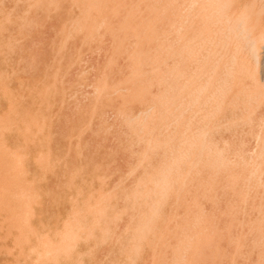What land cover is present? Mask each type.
Wrapping results in <instances>:
<instances>
[{"label":"rangeland","instance_id":"1","mask_svg":"<svg viewBox=\"0 0 264 264\" xmlns=\"http://www.w3.org/2000/svg\"><path fill=\"white\" fill-rule=\"evenodd\" d=\"M84 1L75 0L73 2V0H0V190L10 188V190H12L11 193H14V191L16 193L18 191L16 194L24 196L26 194L28 196L51 195L50 197L48 196L44 198L42 203V210L37 209L34 213L35 218L40 219L42 217V213L50 218L53 216L54 211H60L63 202V195L65 193V190L69 187L68 185H66V183H68L69 180H72L73 175L72 178L70 175L73 172H76L79 169L82 172L81 174L79 170L78 172H80V176L79 174L77 176L75 175L76 177L74 176L75 178L79 179L77 182V184H79L78 186L84 187L85 185L83 184L90 182L88 186L90 187L91 185L90 188H94L92 191L90 190L94 197L91 193L90 195L88 194V196H83L85 202H93L94 205L91 206V208H87L92 210L93 215L90 216V219L86 223L87 225L85 224V226H83L84 228L80 226L79 229L75 230L76 233H74V235L68 237L67 239L65 236V233L68 232L67 229L45 232V234L47 235H44L43 238H46L47 245L51 244L52 246H56L58 243L60 244L61 242H63L67 245L65 248L53 252L55 250V248L53 247H33L31 250L29 249L28 252L27 247L24 248V246H22L19 249H15V251L9 255V253H6L5 248L3 247V245L7 243L8 237L6 238L5 236H8V234H6L8 232L5 230H0V239L2 238L3 240L4 237L6 238V241L5 239L4 242L0 241V264H13L14 260L16 264L19 261L20 263L18 264H76L79 262L77 261V258L79 260L83 253L84 255L91 253V257H89V255H86L87 257L83 255L81 257L82 259L80 258L79 264H245V262L247 264H264V60L263 57H261L263 53V45L260 44L261 49L259 50V53H261L259 55L261 58L259 65H255L252 58H250L249 60L251 64L249 68L251 69V71L256 70L257 72L260 81L259 86L256 87V85L252 84L248 76L244 75V70L243 73L240 72L237 73V75L235 74L237 76L236 79L231 76L230 78L226 77L224 78L226 79V82L222 81L221 83L222 78L217 79L215 76H213V78L209 80L208 77L211 74L210 72H212L213 70L212 67L210 69L212 71L209 70L210 63H208V61H206L204 67L200 69V65H196L197 62H195L196 60L193 59L192 53L190 56L187 52V55L189 56L188 58V56L185 54L186 51L180 50L182 52H179L176 46L173 45L174 47H172V43L174 44V41L172 38L173 34L171 36L172 26H169L171 25V21H169V18L171 16H169V14H171V6L169 4L170 0H154V2L152 0V2H150L152 4H148V0V2L145 1L144 4L142 3L144 2V0L140 1L141 4L139 0L138 2L137 0H131L133 4H140L135 7L133 5L134 8L131 7L132 2L130 3V0H118L120 1L119 3L126 2L125 4L121 5H125V8L124 6L121 8L120 5L118 7L117 3H114V5H112L113 3H111L110 5L109 2H107V6L105 5V7H103V10L105 8L107 9L105 10V12L98 11L100 9V3H98L97 1L99 0H95L98 3L99 9H94L92 7V5L95 4V1L93 2V0H87V3ZM110 2H114V0H110ZM250 2L252 5H254V9L248 11H250L251 13L260 12V10L262 9V4H264L263 0H250ZM104 3L106 2L104 1L101 4L104 5ZM96 5L93 6L95 7ZM115 5L117 8L112 7ZM127 5L129 6V9H132V11L134 9L135 11L139 12V14L140 12H144L146 9H148L150 5L151 8L154 7V10L148 9L149 11L153 10L154 13H152L153 11H151L150 14L148 10L145 11L146 14L148 12V16L150 17H146L145 12L142 13L143 17L146 18V20H150V22H148L143 19V23L145 25L136 20L139 14L137 13L138 16L136 14V16L134 17L133 12L135 11L129 12L130 14H133V17H130V19L133 18L130 20L132 22H129V20L128 24L124 22L126 24L125 28H127V26L129 29L133 27V29L131 30L132 32H134V24H138V26L142 25L140 27L141 30L142 28L144 29L147 22V26H150V24L153 23L151 22L153 20L154 23L152 25H154V31L152 29V25L150 27L154 34L152 31L149 32L153 36H151V38H154L152 39L153 41H151L150 39L151 43H148L146 45V43L144 42L145 40L142 38L144 36L148 39V36L151 35L148 34L147 31V29L150 30L149 26L148 28L147 26L145 27L148 34V36H146V32L142 29L141 33H143L142 31H144V34H141L140 30H138L139 27L137 29L136 25L135 30H137L136 32L139 31V33H136L138 34V37L136 39H133L135 33L129 32L128 28V31H125L126 29L123 28L125 24L121 19H124L126 17L125 13H127V16L129 14V10L126 7ZM248 5H250V3H248ZM136 7H138V10H136ZM145 7L147 8L144 9ZM113 8L116 12L117 18L115 17V14H113ZM110 9H112V13L109 12L111 11ZM117 9H120L119 12H117ZM89 11L90 13L94 11V13L90 14ZM122 11L124 12V14H122ZM117 13H121V15L119 16L117 15ZM141 15L138 20L142 18ZM151 17L152 19H150ZM127 18L125 19V21H127ZM252 18L255 19V16H253ZM140 21L142 22V19ZM108 22L110 23V25L108 24ZM92 24L94 25L93 28H91ZM122 24H124V26ZM108 25L109 27L112 25V27H110V29H105L104 26L108 27ZM238 25H240L239 22L237 23V25L235 24V29L238 28L236 29V32L240 30ZM164 26L166 29L164 28ZM120 27H122L123 30ZM169 29L171 33H169ZM124 32H126L125 34H128V36L126 37L128 39L124 38L126 36ZM129 34H133V36L131 35V37ZM139 38H141V40H144H142V43H145L143 45L147 46L144 47L145 50L142 48L143 46L141 45L142 43H140L141 40ZM123 39L126 40L124 41ZM238 39L240 41V45L242 44L241 50L239 51L240 54H238L243 55V53L245 54V52L244 50H242V46H244L245 41L243 42V40L245 39L243 38V35L239 34ZM136 41H138L139 45L136 48L138 49L141 47L142 49H136L135 54V52L132 50L135 48L134 45L137 44ZM143 50L145 54L148 53V57H146V55L144 56L143 52V54L141 52L139 54V51ZM126 51H128V53L130 52V54L127 53L126 55H124ZM133 52V55L135 56H130ZM175 53L180 55V59L178 55L176 59L179 60V63L182 61L184 66L182 65V63L181 65L179 63L175 64L174 61L178 62V60H174L176 57ZM137 54H139L138 56L142 54V56L146 58L142 59V56L137 58ZM150 56L151 58L149 59ZM181 56L186 58L181 60ZM171 57H173V59ZM131 58H133V61L131 60ZM135 58H137L138 61ZM127 59L131 60L133 63H130ZM191 59H193L194 62ZM134 60L136 61L134 62ZM141 60L143 61L141 62ZM144 60H146V62ZM226 60L227 59H224L217 68H223L224 62ZM147 63L150 64V66H148L150 69L146 67L148 65ZM191 63H194L195 65L193 64L194 66L192 67ZM143 64L145 65V68L143 67ZM190 64L191 67L189 68ZM253 64L255 65L254 67ZM152 65H155L153 67V70ZM177 65L178 67H176ZM186 65L188 70L186 68ZM195 66L197 67L195 68ZM170 67H172V69ZM192 68H195L196 70L194 69L195 71L192 72ZM130 69L136 70L134 71L135 78L132 76L134 73L130 72ZM173 69H175L174 73L172 71ZM145 70L147 71L146 75L144 74ZM181 70L192 72V74L191 72L189 73V79H187L188 77L186 76V72H182ZM218 71H220V69H217V73H219ZM207 72H209V74ZM130 73L131 75L127 77L126 75H129ZM179 74L183 78V80L181 79L180 82L178 80L180 79V77H177L180 76ZM204 74L205 77H203ZM144 78H147L148 81ZM205 78L208 79L206 80ZM231 78L233 79L231 80ZM142 79L145 82L147 81L150 84L152 82V84L154 83L155 85L152 86L153 90L150 88L152 84L148 86L152 90H150V92L153 93L151 94L152 96L150 95L149 99H146L149 97V95H147L148 97L145 96L146 98L144 97V93H149V90L145 89V86L146 88H148L147 85L149 84H144V81ZM208 80L209 82L206 83ZM183 81L186 83H183ZM136 82L138 83V86L141 85L140 89H136ZM204 84L207 85H205V87L202 89ZM174 86H176V89L174 88ZM179 86L180 88L183 87L180 91L177 90ZM142 89L145 90L142 91L143 94L139 92ZM199 89H202V91L205 92H200ZM134 90L138 91V95H136V92V94L133 92ZM217 90L221 96L218 95ZM176 92H181L180 97L178 95L179 93L177 94ZM103 93L105 95H103ZM126 93L129 96L131 95L130 93H132L133 95L131 96L133 98L131 97V100H129ZM198 93L200 94L198 95ZM175 94L177 95L173 100V96H175ZM139 95H143L144 97V99L141 100L143 101V104L141 103V105H138L139 102H141L138 100L143 97ZM125 96L127 99L125 98ZM186 96L187 98H183ZM214 96H217L218 100ZM222 96L223 98H221ZM137 97L139 99L134 101L135 99H137ZM194 97H196L195 100L197 99V101H195L196 103L193 102ZM108 98L112 103L108 100ZM181 98L182 100H185L182 101ZM190 98L193 104L195 103L193 107H190L192 106L190 103ZM132 99L134 103L132 102ZM150 99L152 101H155V103L152 105L148 104L149 102H152L150 101ZM125 100H127L126 103L128 105L124 102ZM144 100L145 102L148 100L145 106ZM129 101L131 102V105H129ZM207 102L209 104H207ZM220 102L221 104H218ZM124 103L126 104V106ZM178 103L181 104H179V107L176 108V105L178 106ZM186 103L188 104V106H186ZM199 106L201 107L199 108ZM215 106L218 109L214 110ZM120 107L122 108V110ZM150 107L154 109H150ZM174 107L178 109V111L174 110ZM202 107L204 108L203 110ZM124 108H126L125 111L123 110ZM189 108L191 112L188 111ZM184 110L186 111L185 114L183 113L185 112ZM144 111H148V113H143L142 115V112ZM211 111H214V114L216 115H214ZM138 112H141L140 114L142 116L138 115ZM195 113L196 115L194 116ZM137 116L139 118H146L147 120L150 117L152 121H144L143 118L139 120ZM178 116L180 117L179 119ZM175 117L177 118L176 121L174 120ZM138 121L141 125L138 124ZM173 121H175L176 125ZM146 122L149 124H147ZM136 123L140 127L138 125H135ZM142 123L143 126L145 125L146 127L144 126V128H142ZM169 124L170 126L168 127ZM140 128H142L141 134H143V137H141L140 135ZM133 131H137L139 135L137 134V132H135L134 134ZM147 131L151 132L148 133ZM148 134L149 136H147ZM161 134L164 136H162L163 138L161 137ZM137 135L138 137H136ZM76 136H78L79 138ZM166 137H168L169 141ZM136 138H138L139 140H137ZM146 139H149L148 142H146ZM152 139L155 140L154 142H152L153 144L150 145ZM156 139L159 141H157ZM161 140L168 141L169 144L165 141L163 143ZM141 141H144V143H142ZM158 142L162 144V147H160L161 145ZM222 142H225L226 144H223ZM149 145L153 148L150 149L151 147ZM164 145L165 148L163 147ZM148 149L150 151H152L153 149L155 150V152L158 151L156 153L152 151L151 157L153 159L151 160H149L151 158L149 156L151 152L148 153ZM159 149H164L166 151L162 150V152ZM140 150L142 152V155L140 154ZM138 152L140 157H138ZM161 153H163L162 156ZM158 155L159 157H157ZM145 156H148V158H146ZM163 156L165 157L162 158ZM169 158H171V160H168ZM138 159L139 161H136ZM162 159L164 161L166 160V162L164 163ZM135 161L137 162V164L139 162L140 163L137 165L135 164ZM145 161L146 163H144ZM159 161H161L160 165ZM170 161H172V163ZM169 164L171 165V168L169 167ZM97 165H99V167ZM181 166L183 167L181 168ZM81 167L83 168L81 169ZM94 168L98 170H95ZM142 168L144 170H142ZM153 168L155 170V173ZM178 168L180 171L178 170ZM165 169L167 171L172 169V172L167 173V171L165 172ZM174 169L175 171H173ZM181 169H183L184 171L187 170L185 171L186 175ZM192 169L194 170V172ZM237 169L238 171H236ZM259 169H261L262 172ZM151 172L154 173L155 176L154 174H150ZM175 172H178V177L175 176ZM180 172L182 174L181 177ZM170 173L172 174V176ZM245 173L248 175H246ZM144 174H147V177ZM203 174L204 178L202 176ZM237 174H240V176H238ZM158 175L160 179H158L157 181H161L163 180V178H165L162 182V185L161 182L160 184L156 183V178H158ZM166 175H168L169 177ZM124 176L126 177L124 178ZM97 177L104 178L106 181L101 184L103 181L98 178V182ZM138 177H141L142 179L146 178L147 180L143 179L144 181H142V179H139ZM150 177H153L154 179ZM175 177L177 179H175ZM196 177L198 179H196ZM202 178L205 180H203ZM138 179L139 181L141 180V183L139 181L137 182ZM174 179L176 180L175 183L173 182L175 181ZM151 181H154V183H152ZM170 181L172 183V186ZM119 182L122 185H120ZM243 182L245 186H243ZM155 183L156 186L154 185ZM163 183H165L168 188H163L165 187V184ZM173 184L177 185V187H175V185L173 186ZM227 184H229V186ZM65 185L67 188H65ZM105 185H107L108 187H105ZM137 185H139V187L136 189ZM160 185L163 189L166 190L164 191L163 189H160ZM116 187L118 189H116ZM242 187H244L245 189H242ZM139 188L141 189V191ZM102 189L104 192L102 191ZM115 189L117 193L114 192ZM133 189L137 190H135L136 194L138 193L142 196V202L143 205H145V209H147V203L149 204L147 206V214H145V210L140 201L141 196L138 195L137 199L136 194L134 195L133 193ZM223 189L225 190V192ZM252 189H254V191ZM257 189H259V191ZM161 190L167 192L168 194L163 193ZM221 191L224 194L220 193ZM227 191L228 193H226ZM231 191L232 194L230 193ZM156 192L159 193V195L160 193L165 194V196H168V198H164L163 195V200H166L163 201L162 199H160L161 201L159 202L157 198H159L160 196H157ZM170 192L171 195H169ZM190 192H193V195ZM154 194L157 198L154 196ZM234 194L237 197L234 196ZM132 195L134 196L133 200L135 202L132 200ZM225 195L227 197L223 198ZM259 195L261 198L259 197ZM127 196H129V198H127ZM187 196H189L191 199L189 200V197ZM143 198L145 200H148L145 201ZM154 198L156 199V201L151 200V202H149L150 199ZM202 198L205 199L202 200ZM185 199L187 201H185ZM80 200H75L74 202H72L70 209L71 212L76 213L79 212V210L86 211V208H82V210L81 207L77 208L78 202H80ZM105 200L107 204L105 203ZM217 200L219 201L217 202ZM152 201L154 204L152 203ZM251 201L254 203H252ZM108 202H110L109 205ZM139 203H141L142 208L140 206H133L134 208L131 209L132 204L140 205ZM227 203L231 205L229 206ZM233 203L235 204L233 205ZM74 205L75 207H73ZM106 205H108V209ZM154 205L157 208H154V212H151L153 211L152 208L155 207ZM135 207H137V209H135ZM139 207L140 212L142 213L139 212ZM112 208L114 210H111ZM122 208L127 212H125ZM228 208L230 209V211ZM242 208H244L245 210H242ZM103 209L105 210L103 211ZM134 209L136 211H134ZM177 209L179 212L177 211ZM194 209L197 211H195ZM119 210H123V213L125 214H123L122 212L118 214L117 212H119ZM105 211H107V214L105 213ZM111 211H113V213ZM156 211L158 213L157 217ZM210 211L212 214L210 213ZM231 211H233V216L231 215ZM102 212L106 214L107 221L113 220L116 214H118L117 216H119L120 214L121 215L120 217H117V221L116 219L113 220V223L115 222L113 226V224H110L112 223L111 221H109V223L107 221L106 223H103L102 220L105 218V214H102ZM198 212L200 215H198ZM97 213H99L100 216L97 215ZM114 213L115 215L113 217L112 215ZM140 214L144 219L140 216ZM144 214L147 216L144 217ZM181 214H183V217ZM187 214H189L190 216ZM136 215L137 217H135ZM151 215H153L154 218H152L153 216L151 217ZM102 216H104L103 219L101 218ZM138 216L142 218V221H140V218H138ZM175 216L178 217L179 220L178 218L176 219ZM214 216L215 219H213ZM99 217L100 220L102 219L101 223L103 224V226L101 225L100 220H98ZM188 217L191 219V221L190 219H188ZM249 217L250 219H248ZM91 218L93 222H91ZM131 218H134V220H131ZM137 219H139V221ZM153 219H155L154 222ZM148 220L150 222L152 221L154 224H150ZM229 220L232 221L230 222ZM139 222L142 224V226L138 225L140 224ZM146 222L149 224H145ZM107 223L109 226H107V229L109 228V232L107 230H101L99 227L101 225V228L104 227L105 229ZM128 223H130V225ZM88 224L91 225L88 226ZM125 224L127 225V227ZM143 224L146 225L144 226V229H152V231L150 232H147L146 229V233L145 231H143V233L141 232L144 238L148 237V240L147 238L143 239L144 242L140 239L142 238V236L138 234V232L143 229ZM216 224H218L219 226H217ZM230 224H232L233 227ZM223 226L225 228H223ZM134 229L136 230L135 232L132 231ZM213 229H216V231H214ZM92 230L94 231V233ZM173 230L174 232H176L174 233ZM254 230L256 231L254 232ZM123 231L127 232L123 233ZM188 231L189 233H187ZM52 232L53 234H51ZM104 232H108L109 234H105ZM101 233H103L102 239ZM147 233L151 234L148 235ZM49 234H51V236ZM104 234L106 235V237ZM134 234L137 237H135L133 241H130V239H133V236H135ZM81 235L83 236L80 237ZM94 235L95 237H97V240L95 241L92 239L94 238ZM37 236H39L37 232H28L24 237L25 239H27L24 245L28 243L30 244V242L34 243L33 239H37ZM215 236L218 237L215 238ZM227 237L230 238L227 239ZM84 240L90 241H87L88 243H85ZM100 240L104 241H102L101 243ZM137 240L139 243H142V246L140 244H137L139 245V247L136 245V243H138ZM243 241L245 243H243ZM131 242H134L133 245H131ZM91 246L93 247L91 248ZM131 246L136 248V256L134 254L135 250L132 249ZM136 246L139 248V250H143L139 251ZM93 249L94 251L92 252ZM40 250L44 253V256L38 255L37 252ZM89 250L90 253L88 252ZM132 250L134 251V253ZM204 251L207 252L204 253ZM73 252H78V254L73 255ZM130 252L134 254V258H132L133 254L131 257ZM125 253L128 254L126 255V257ZM241 253H243L244 255ZM17 254L18 256H20L21 254L20 257L22 258L23 256V259H26V263L23 259H20ZM28 254H32V256H28ZM34 254H36V258L35 256H33ZM24 255H26L27 257H25ZM224 255H227L228 257ZM13 256L18 258L19 261ZM28 257L31 258L28 259ZM59 258L64 262H61ZM154 259L156 262L154 261ZM206 259H208L210 262H207ZM30 260L32 262H30Z\"/></svg>","mask_w":264,"mask_h":264},{"label":"bare ground","instance_id":"2","mask_svg":"<svg viewBox=\"0 0 264 264\" xmlns=\"http://www.w3.org/2000/svg\"><path fill=\"white\" fill-rule=\"evenodd\" d=\"M75 0H73V2H74ZM84 1V0H83ZM87 1V0H86ZM86 1H84V2H86ZM88 1H90V0H88ZM95 0H93V2H94ZM99 1H101V0H99ZM99 1H97L98 3H102V2H106V3H104V5L103 4H99V6H100V9H101V11H100V9H99V7H98V3L95 1V4H93V3H91V4H93V5H96L95 7L92 5V7L94 8V9H99L98 11L99 12H102V11H104L105 12V10H107L106 8L103 10V7H105V5L107 4V2H109V4L111 5V3H113L112 5H114V3H117V5H118V7H119V5L121 6L122 4H125L126 2H122V3H119L120 1H115L114 0V2H110V0L109 1H107V0H102L101 2H99ZM113 1V0H112ZM133 1V0H132ZM131 0H130V3L132 2ZM140 1H143V0H139V2ZM145 1L146 2H148L149 1V3L148 4H152V3H150V2H152V0H144V2H142L143 4L145 3ZM249 1V2H248ZM252 1V0H251ZM137 2H138V0H137ZM153 2H154V0H153ZM169 2V1H168ZM171 2V3H170ZM170 2H169V4H170V6H171V8H170V12H171V14H169V16H170V18H171V20H170V18H169V21H171V25H169V26H172V33H171V31H170V29H169V33H171V36H172V34H173V36H172V38H173V41H174V44L172 43V47H174V46H176L177 48H178V51L179 52H182V51H186V55H187V52H188V54L191 56V53L193 54V59L194 60H196L195 62H197L196 63V65H200V69L201 68H203L204 67V64H205V62L206 61H208V63H210V68H209V70L211 69V67H212V70H210V71H212V72H210L211 74H210V76L208 77L209 78V80L210 79H212L213 78V76H215L217 79L218 78H222V80H221V83H222V81H224V82H226V79H224V78H226V77H228V78H230V76L231 77H234L235 79L237 78V73H240V72H242L243 73V70H244V75L246 76H248V78L251 80V82H252V84L253 85H256V87L257 86H259L260 85V81H259V78H258V75H257V72H256V70H253V71H251V69L249 68L250 67V58H252L253 60V63H255V65H259V62H260V58L261 57H263V60H264V4H262V9L260 10V12H250V11H248V10H251V9H254V5H252L251 4V2H250V0H170ZM87 3V2H86ZM119 3V4H118ZM156 3V2H155ZM248 3H250V5H248ZM254 3V2H253ZM263 3H264V0H263ZM140 4H141V2H140ZM139 3H137V4H133V2L131 3V7L132 8H134L135 6H137V5H140ZM154 4V3H153ZM129 5V4H128ZM126 6L127 8L129 7V6ZM133 5H134V7H133ZM146 5V4H145ZM107 6V5H106ZM124 6V8H125V5H123ZM123 6H121V8L123 7ZM147 6V5H146ZM91 7V8H92ZM112 7H116V5L115 6H112ZM139 7V6H138ZM138 7H136V10H138L137 8ZM153 7V6H152ZM158 7V6H157ZM92 8V9H93ZM117 8V7H116ZM123 8V9H124ZM140 8V7H139ZM147 7H145L144 9H146ZM154 8V7H153ZM153 8H151V5H150V7L148 8V9H153ZM156 8V7H155ZM91 9V10H92ZM144 9H143V11H144ZM148 9H146V10H148ZM260 9V8H259ZM90 10V11H91ZM111 11H109V12H111L112 13V9H110ZM113 10H114V8H113ZM118 10V11H117ZM116 11L117 12H119V10L120 9H117ZM128 13L129 12H133V11H135L134 9H133V11H132V9H129L128 8ZM145 10V11H146ZM154 10V9H153ZM153 10H151V11H153ZM258 10V9H257ZM256 10V11H257ZM90 11H89V13H90ZM97 11V10H96ZM96 11H95V14H96ZM140 11V10H139ZM144 11V12H145ZM149 11V10H148ZM151 11H149L150 12V14H151ZM98 12V13H99ZM127 12V11H126ZM144 12H140V14H139V12H137V11H135V12H133V14H134V17L136 16V14L138 13L139 14V16H138V14H137V21H139L141 24L144 22V20H146V18H144L143 17V14L142 13H144ZM88 13V14H89ZM92 14L94 13V11L93 12H91ZM90 13V14H91ZM152 13H154V11L152 12ZM100 14V13H99ZM110 14V13H109ZM113 14H115V17H116V12H115V10L113 11ZM122 14H124V12L122 11ZM130 14V13H129ZM129 14H128V16H127V13H125V15H126V17L124 18V19H121L122 21H123V23L124 22H126V24H128L129 22H132V21H130L131 19H133V18H131L130 19V17H133V14L131 13L130 14V16H129ZM142 14V15H141ZM145 14H146V12H145ZM156 14V13H155ZM247 14V15H246ZM117 15H121V13L120 14H118L117 13ZM132 15V16H131ZM140 15L142 16V22L140 21V20H138L139 18H140ZM149 14H148V12H147V14H146V17L148 16ZM154 15V14H153ZM105 16H106V14H105ZM250 16V17H249ZM253 16H255V19H253L252 17ZM96 17V16H95ZM129 19H128V18ZM148 17H150V16H148ZM154 17V16H153ZM113 18H114V16H113ZM117 18V17H116ZM127 18V21H125V19ZM167 18V17H166ZM112 19V18H111ZM144 19V20H143ZM150 19H152V17L150 18ZM161 19V18H160ZM128 20H129V22H128ZM164 20V19H163ZM92 21V20H91ZM111 21V20H110ZM121 21V22H122ZM137 21H135V22H137ZM146 21H148V22H150V20H146ZM148 22H147V24H148ZM151 22H153L154 23V21L152 20ZM239 22V24L240 25H238V27L240 28V30L239 31H237L236 32V29H238V28H236L235 29V24L237 25V23ZM120 23V22H119ZM152 23V24H153ZM91 24V23H90ZM89 24V25H90ZM108 24L110 25V23L108 22ZM118 24V23H117ZM125 24V23H124ZM124 24H122L123 26H124ZM126 24H125V26L123 27V28H125L126 27ZM144 24V23H143ZM147 24H146V26H147ZM152 24H150V26L152 25ZM158 24V23H157ZM105 25V24H104ZM109 25H108V27H105L104 26V28L106 29H110V27H112V25L109 27ZM121 25V24H120ZM130 25H132V24H130ZM137 25V29H138V27H139V29L138 30H140V27L142 26H138V24H136ZM136 25L134 24V32H132V30L131 29H133V27H131V29H129L128 28V26H127V28H128V30H129V32H131V33H135L134 35L136 36H133V34H129L130 36L132 35L134 38L133 39H136L137 37H138V34H136V33H139V31L138 32H136L137 30H135V28H136ZM145 25V24H144ZM144 25H143V27H144ZM165 25V24H164ZM92 27L91 28H93L94 27V25L92 24L91 25ZM145 26V27H146ZM149 26V25H148ZM148 26H147V28H148ZM149 26V27H150ZM154 25H152V27H153ZM144 27V31L146 32L145 33V35L147 34V31H148V34H151V33H149V32H151L152 31V29H153V31H154V27L151 29V27H150V30L149 29H147V31H146V28ZM121 29H122V27H120ZM127 28H125L124 30L125 31H128L127 30ZM164 28H165V26H164ZM168 28V27H167ZM169 28H171V27H169ZM98 29V28H97ZM141 29V30H142ZM166 29V28H165ZM101 30V29H100ZM123 30V29H122ZM131 30V31H130ZM141 30H140V33H141ZM162 30V29H161ZM144 31H142L143 33H141V34H144ZM152 31V32H153ZM167 31V30H166ZM129 32H127V33H129ZM99 33V32H98ZM126 32H124V34H125ZM140 34V35H141ZM148 34L146 35V36H148ZM153 34H154V32H153ZM165 34V33H164ZM238 34L239 35H243V38L245 39V40H243V42H244V46H242L243 48H242V50H244V52H245V54L243 53V55H239L240 54V50H241V45H240V41H239V39H238ZM121 35V34H120ZM126 36L124 37V38H126L127 36H128V34H125ZM140 35H139V37H140ZM131 36V37H132ZM143 36V35H142ZM151 36H152V34L151 35H149L148 36V39H149V42H148V39L147 38H145L144 36L142 37L143 39V41L146 43V45L148 44V43H151L150 42V39H151V41H153L152 39H154V38H151ZM153 37V36H152ZM104 38V37H103ZM170 38V37H169ZM241 38H242V36H241ZM126 39H128V38H126ZM125 39V40H126ZM140 40H141V38H139ZM147 39V40H146ZM124 40V39H123ZM124 40V41H125ZM131 40V39H130ZM129 40V41H130ZM139 40V41H140ZM141 40V42L140 43H142L143 41ZM242 40V39H241ZM147 41V42H146ZM164 41V40H163ZM173 41H170V42H173ZM137 42V44H135L134 46H135V48L132 50V51H134L135 52V50L137 49L136 47H138L139 45H138V41H136ZM165 42V41H164ZM242 42V41H241ZM135 43V42H134ZM133 43V44H134ZM145 43H142L141 45L143 46L142 48L144 49V47H147V46H145V45H143V44H145ZM93 44V43H92ZM106 44V43H105ZM260 44H262L263 45V53H262V55H261V57H260V53H259V50L261 49L260 48ZM137 45V46H136ZM170 45H171V43H170ZM174 45V46H173ZM149 46V45H148ZM123 47H124V45H123ZM126 47V46H125ZM128 47V46H127ZM171 47V48H172ZM141 47L140 48H138L139 50L140 49H142ZM124 49V48H123ZM127 49V48H126ZM125 49V50H126ZM132 49V48H131ZM137 49V50H138ZM124 50V51H125ZM145 50V49H144ZM144 50L143 51H139V54H140V52L142 53H144ZM151 50V49H150ZM180 50H182V51H180ZM130 52H131V50H130ZM130 52L128 53V51H126L125 52V54L124 55H126L127 53L128 54H130ZM134 52L130 55V56H135V55H133L134 54ZM138 52V51H137ZM175 52V51H174ZM174 52H172V53H174ZM243 52V51H242ZM242 52H241V54H242ZM142 53V54H143ZM239 53V54H238ZM112 54V53H111ZM135 54H136V52H135ZM139 54H137L136 55V57L138 58V57H140V56H142V54L140 55V56H138ZM147 54L148 53H144L143 55L145 56L146 55V57H148L147 56ZM176 54V53H175ZM174 54V55H175ZM184 54V55H185ZM117 55V54H116ZM173 55V54H172ZM177 55H178V57L180 56L179 54H176L175 56V59L174 60H178V59H176L177 58ZM144 56H142V59H145L146 57H144ZM188 56V55H187ZM144 57V58H143ZM128 58H129V56H128ZM134 58V57H133ZM133 58H131V60L133 59ZM137 58H135V59H137ZM151 58V56L149 57V59ZM165 58V57H164ZM172 59H173V57H171ZM181 60H183V59H185L186 57H182L181 56ZM188 58H189V56H188ZM179 59H180V57H179ZM193 59H191L193 62H194V60ZM224 59H227L225 62H224V67L223 68H217L218 67V65H220L222 62H223V60ZM127 60H129V59H127ZM131 60H129V62L131 63L132 61ZM147 60V59H146ZM146 60H144L145 62H146ZM152 60V59H151ZM150 60V61H151ZM174 60H172V61H174ZM136 60H134V62H135ZM137 61H138V59H137ZM143 60H141V62H142ZM168 61V60H167ZM152 62V61H151ZM151 62H149V63H151ZM175 62V64L177 63H179V60H178V62H176V61H174ZM129 63V64H130ZM133 63V62H132ZM181 63H182V61L179 63L180 65H181ZM252 63V62H251ZM148 64V63H147ZM192 64V63H191ZM191 64L189 65V68L191 67ZM194 64V63H193ZM192 64V67L195 65H193ZM134 65V64H133ZM133 65H131V66H133ZM137 65V64H136ZM140 65V64H139ZM172 65V64H171ZM182 65L184 66V64L182 63ZM254 64H253V67L255 66ZM142 66V65H141ZM148 66H150V64H148L146 67H148ZM155 66V65H154ZM153 65H152V70H153V67H154ZM182 66V67H183ZM143 67L145 68V65L143 64ZM176 67H178V65L176 66ZM197 66H195V68H196ZM132 68V67H131ZM142 68V67H141ZM143 68V69H144ZM149 68V67H148ZM171 69H172V67H170ZM179 68H181V67H179ZM178 68V69H179ZM186 68H187V65H186ZM195 68H192V72H194L196 69ZM150 69V68H149ZM155 69V68H154ZM176 69V68H175ZM175 69H173L172 71H173V73H174V71H175ZM181 69H183V68H181ZM195 69V70H194ZM217 69L219 70L220 69V71H218L219 73H217ZM110 70H112V69H110ZM131 70V69H130ZM130 70H128V71H130ZM163 70V69H162ZM187 70H188V68H187ZM199 70V69H198ZM134 71H136L135 69L133 70H131L130 72H133L132 74V76L134 77V75H135V72ZM139 71H140V69H139ZM138 71V72H139ZM144 71V70H143ZM149 71V70H148ZM172 71H170V72H172ZM182 71V70H181ZM190 71V72H191ZM137 72V73H138ZM142 72V71H141ZM182 72H186V76L188 77L187 79H189V73L190 72H188V71H182ZM192 72H191V74H192ZM110 73H112V72H110ZM144 73V72H143ZM146 73H147V71L145 70V75H146ZM208 74H209V72H207ZM144 74H143V76H144ZM175 74H176V72H175ZM200 74V73H199ZM198 74V75H199ZM207 74V75H208ZM236 74V75H235ZM264 74V73H263ZM124 75V74H123ZM131 75V73L129 74V75H126L127 77H129ZM137 75V74H136ZM180 75V74H179ZM185 75V74H184ZM131 76V77H132ZM141 76V75H140ZM173 76V75H172ZM192 76V75H191ZM190 76V77H191ZM193 76H194V74H193ZM197 76V75H196ZM223 76H225V77H223ZM180 77V79H178V78ZM176 78L179 80V82H180V80L182 79L183 80V78H182V76L180 75V76H177ZM184 77V76H183ZM203 77H205V74L203 75ZM203 77H201V78H203ZM135 78V77H134ZM154 78V77H153ZM168 78V77H167ZM196 78V77H195ZM208 78H205L206 80L208 79ZM126 79H129V78H126ZM131 79V78H130ZM145 80H147V78H144ZM191 79V78H190ZM204 79V80H205ZM233 78H231V80H232ZM111 80V79H110ZM135 80V79H134ZM143 80V79H142ZM156 80V79H155ZM176 80V79H175ZM209 80L206 82V83H208L209 82ZM113 81V80H112ZM127 81V80H126ZM138 81H139V79H138ZM144 81V80H143ZM148 81V80H147ZM145 82L144 81V84L146 83V85H147V83L148 82ZM177 81V80H176ZM197 81H199V80H197ZM220 81V80H219ZM228 81V80H227ZM230 81V80H229ZM150 82V81H149ZM153 82H155V81H153ZM213 82V81H212ZM232 82V81H231ZM230 82V83H231ZM137 83V82H136ZM143 83V82H142ZM177 83V82H176ZM183 83H186V82H184L183 81ZM191 83H193V82H191ZM204 83H205V81H204ZM141 84V83H140ZM149 85H147V87L148 86H150L151 84H152V82H151V84L150 83H148ZM226 84V83H225ZM249 84H250V82H249ZM110 85H112V84H110ZM154 85V83L150 86V88L152 89L153 86ZM173 85H174V83H173ZM178 85H179V83H178ZM205 85H207V84H204V86L202 87V89L205 87ZM221 85V84H220ZM224 85V84H223ZM222 85V86H223ZM227 85H228V83H227ZM84 86V85H83ZM130 86V85H129ZM141 86V85H140ZM140 86H138V83H137V86H136V89H140ZM143 86H145V85H143ZM142 86V87H143ZM155 86V85H154ZM183 86H184V84H183ZM209 86V85H208ZM232 86V85H231ZM251 86V85H250ZM138 87V88H137ZM187 87V86H186ZM207 87V86H206ZM229 87V86H228ZM134 88V87H133ZM144 88V87H143ZM149 88V87H148ZM148 88H146V86H145V89H147V90H149L148 92L149 93H144V97L146 96V97H148L147 95H149V97L148 98H146V99H149L150 98V95L151 94H153L152 92H150V88L148 89ZM157 88V87H156ZM173 88V87H172ZM174 88L176 89V86H174ZM179 88H180V86H179ZM177 89L178 91H180L181 90V88H183V87H181L180 89ZM216 88H217V86H216ZM219 88V87H218ZM120 89V88H119ZM130 89H131V87H130ZM158 89V88H157ZM186 89V88H185ZM202 89L200 90L199 89V91L201 92L202 91ZM226 89V88H225ZM153 90V89H152ZM151 90V91H152ZM220 90H222V89H220ZM224 90V89H223ZM142 91H145L144 89H142V90H140L139 92H141V94H143L142 93ZM172 91V90H171ZM193 91V90H192ZM191 91V92H192ZM195 91V90H194ZM215 91V90H214ZM114 92V91H113ZM134 93L136 92H138L137 90H134L133 91ZM196 92V91H195ZM198 92V91H197ZM202 92H205V91H202ZM222 92V91H221ZM220 92V93H221ZM128 93V92H127ZM127 93H126V95H127ZM135 93V94H136ZM173 93V92H172ZM177 93V92H176ZM179 93V92H178ZM177 93V94H178ZM193 93V92H192ZM213 93H215V92H213ZM217 93H218V90H217ZM226 93V92H225ZM224 93V94H225ZM107 94H109V93H107ZM131 95H133L132 93H130ZM146 94V95H145ZM177 94H175V96H173V100L175 99V97H176V95ZM200 93H198V95H199ZM93 95V94H92ZM103 95H105L104 93H103ZM129 96V95H127V98H129V100H131V97L132 96ZM136 95H138V93L136 94ZM136 95H135V97H136ZM179 95V97H180V95H181V92L178 94ZM193 95V94H192ZM198 95H197V97H198ZM210 95V94H209ZM218 95L219 96H221L219 93H218ZM217 95V96H218ZM129 96V97H128ZM139 96H141V97H143V95H139ZM138 96V97H139ZM152 96V95H151ZM190 96V95H189ZM196 96V95H195ZM213 96V95H212ZM217 96L215 97V98H217ZM109 97V96H108ZM137 97V99H135L134 101H136V100H138L139 98ZM144 97L143 98H140L138 101H141V100H143L144 99ZM211 97V96H210ZM116 98H117V96H116ZM125 98H126V96H125ZM126 98V99H127ZM133 98V97H132ZM183 98H187V96L186 97H183ZM195 98L196 97H194V101L193 102H195V101H197V99L195 100ZM208 98V97H207ZM213 98V97H212ZM221 98H223V96L221 97ZM103 99V98H102ZM220 99V98H219ZM108 100L110 101V99L108 98ZM181 100H182V98H181ZM185 99H183L182 101H184ZM193 100V99H192ZM206 100V99H205ZM211 100V99H210ZM217 100H218V98H217ZM114 101V100H113ZM126 101L127 100H125L124 102L126 103ZM148 101V100H147ZM146 101V102H147ZM150 101H152L151 99H150ZM181 101V102H182ZM190 101H191V98H190ZM221 101V100H220ZM241 101V100H240ZM111 102V101H110ZM132 102H133V99H132ZM143 101H141V102H139V104L138 105H141V103H142ZM146 102H145V100H144V106L146 105ZM153 102V103H152ZM151 103L149 102L148 104H154L155 103V101H152ZM189 102V101H188ZM193 102L191 101L190 103H191V105L192 106H190V107H193V105L196 103H194L193 104ZM208 102H209V100H208ZM207 102V104H209ZM239 102V101H238ZM101 103V102H100ZM112 103V102H111ZM124 103V104H125ZM129 103V105H131L130 103V101L128 102ZM134 103V102H133ZM136 103H138V102H136ZM203 103V102H202ZM205 103V102H204ZM217 103V102H216ZM120 104V103H119ZM122 104V103H121ZM127 104V103H126ZM126 104H125V106H126ZM143 104V103H142ZM179 104H181V103H178V106L176 105V108L177 107H179ZM187 104V103H186ZM218 104H221V102L220 103H218ZM102 105H104V104H102ZM128 105V104H127ZM150 105V106H151ZM205 105V104H204ZM203 105V106H204ZM106 106V105H105ZM122 106H123V104H122ZM121 106V107H122ZM149 106V105H148ZM172 106H174V105H172ZM186 106H188V104L186 105ZM206 106V105H205ZM219 106V105H218ZM107 107H110V106H107ZM120 107V108H121ZM124 107V106H123ZM122 107V108H123ZM182 107V106H181ZM201 106H199V108H200ZM220 107V106H219ZM263 107V106H262ZM102 108V107H101ZM122 108H121V110H122ZM152 107H150V109H151ZM175 107H174V110H176V111H178V109H176ZM111 109V108H110ZM114 109V108H113ZM118 109V108H117ZM145 109V108H144ZM143 109V110H144ZM152 109H154V108H152ZM204 108L202 107V110H203ZM208 109H210V108H208ZM216 109H218L216 106H215V109L214 110H216ZM124 111L126 110V108H124L123 109ZM143 110H141V111H143ZM148 110V109H147ZM173 110V111H174ZM187 110V109H186ZM213 110V109H212ZM229 110V109H228ZM129 111V110H128ZM146 111V110H145ZM142 112V115H143V113H145V114H147L148 113V111L147 112ZM185 111V110H184ZM188 111H190L191 112V110H190V108L188 109ZM200 111V110H199ZM219 111V110H218ZM217 111V112H218ZM230 111H231V109H230ZM234 111V110H233ZM114 112V111H113ZM123 112V111H122ZM127 112V111H126ZM150 112V111H149ZM175 112V111H174ZM189 112V113H190ZM193 112V111H192ZM212 112V111H211ZM228 112V111H227ZM239 112V111H238ZM117 113V112H116ZM141 113V112H140ZM139 112H138V115H141ZM184 114L186 113V111L185 112H183ZM198 113V112H197ZM213 114H214V111L212 112ZM230 113V112H229ZM234 113V112H233ZM124 114V113H123ZM144 114V115H145ZM151 114V113H150ZM180 114H181V112H180ZM209 114V113H208ZM235 114V113H234ZM141 115V116H142ZM168 115V114H167ZM179 115V114H178ZM196 115V113L194 114V116ZM211 115V114H210ZM214 115H216V114H214ZM227 115V114H226ZM230 115V114H229ZM150 116V115H149ZM169 116V115H168ZM170 116H171V114H170ZM182 116V115H181ZM212 116V115H211ZM254 116V115H253ZM205 117H206V114H205ZM234 117V116H233ZM238 117V116H237ZM122 118V117H121ZM137 118H139L138 116H137ZM141 118H143V117H140L139 118V120H141ZM150 118V117H149ZM148 118V120L145 118H143L144 119V121H152V119L150 120ZM153 118V117H152ZM180 117L178 116V119H179ZM193 118V117H192ZM199 118V117H198ZM202 118V117H201ZM211 118V117H210ZM225 118H226V116H225ZM142 119V120H143ZM165 119H167V118H165ZM164 119V120H165ZM176 117H175V121H176ZM191 119V118H190ZM205 119V118H204ZM252 119V118H251ZM257 119V118H256ZM255 119V120H256ZM261 119V118H260ZM229 120V119H228ZM232 120V119H231ZM234 120V119H233ZM144 121H142V122H144ZM166 121V120H165ZM175 121H173L174 122V124H175ZM147 123V122H146ZM145 123V124H146ZM155 123V122H154ZM167 123V122H166ZM172 123V122H171ZM177 123V122H176ZM261 123V122H260ZM138 124H140V122L138 121ZM137 123L135 124V125H138ZM147 124H149V123H147ZM224 124V123H223ZM248 124V123H247ZM141 125V124H140ZM154 125V124H153ZM176 125V124H175ZM244 125V124H243ZM262 125H263V123H262ZM139 126V125H138ZM142 126H143V123H142ZM145 126V125H144ZM144 126L142 127V128H144ZM147 126H150V125H147ZM170 126V124L168 125V127ZM241 126H242V124H241ZM250 126V125H249ZM252 126V125H251ZM140 127V126H139ZM146 127V126H145ZM142 128H140V135H141V137H143V134H141V129ZM227 128V127H226ZM238 128V127H237ZM237 128H236V130H237ZM245 128V127H244ZM251 128V127H250ZM129 129V128H128ZM174 129H175V127H174ZM254 129V128H253ZM220 130H222V129H220ZM250 130V129H249ZM138 131V130H137ZM137 131H133V133L135 134V132H137ZM144 131H145V129H144ZM166 131V130H165ZM226 131H227V129H226ZM81 132V131H80ZM101 132V131H100ZM148 132V131H147ZM151 132V131H150ZM150 132H148V133H150ZM225 132V131H224ZM132 133V132H131ZM155 133V132H154ZM158 133V132H157ZM162 133H164V132H162ZM243 133V132H242ZM80 134V133H79ZM133 134V135H134ZM137 134H138V132H137ZM146 134V133H145ZM213 134V133H212ZM139 135V134H138ZM138 135L136 136V137H138ZM154 135V134H153ZM157 135V134H156ZM156 135H155V137H156ZM80 136V135H79ZM135 136V135H134ZM147 136H149V134L147 135ZM146 136V137H147ZM158 136V135H157ZM163 135L161 134V137H162ZM214 136V135H213ZM245 136H247V135H245ZM76 137H78V136H76ZM140 137V138H141ZM155 137H153V138H155ZM159 137V136H158ZM164 137V136H163ZM162 137V138H163ZM79 138V137H78ZM167 139H168V137H166ZM69 139V138H68ZM137 140H139L138 138H136ZM145 139V138H144ZM150 139V138H149ZM148 139V140H149ZM161 139V138H160ZM166 139V140H167ZM142 140V139H141ZM147 140V139H146ZM148 140L146 141V142H148ZM154 140L155 139H152V141H151V144L150 145H152L153 143L152 142H154ZM157 140V139H156ZM71 141V140H70ZM157 141H159V140H157ZM162 141V140H161ZM165 141V140H164ZM164 141H162L163 143H164ZM168 141H169V139H168ZM168 141H165V142H167L168 143ZM223 141V140H222ZM227 141V140H226ZM225 141V142H226ZM241 141V140H240ZM243 141V140H242ZM253 141V140H252ZM140 142V141H139ZM142 142V141H141ZM210 142V141H209ZM212 142V141H211ZM223 143V144H226V143ZM142 143H144V141L142 142ZM159 143V142H158ZM221 143V144H222ZM242 143V142H241ZM240 143V144H241ZM140 144V143H139ZM156 144V143H155ZM160 144V143H159ZM169 144V143H168ZM217 144V143H216ZM239 144V145H240ZM243 144V143H242ZM149 145V146H150ZM161 146L160 147H162V144H160ZM245 145V144H244ZM76 146V145H75ZM148 146V147H149ZM168 146V145H167ZM151 147V146H150ZM164 148H165V145L163 146ZM174 147V146H173ZM75 148H77V147H75ZM146 148V147H145ZM144 148V149H145ZM153 147H151L150 149H152ZM238 148V147H237ZM143 149V150H144ZM169 149V148H168ZM201 149V148H200ZM207 149V148H206ZM233 149V148H232ZM69 150V149H68ZM78 150V149H77ZM142 150V151H143ZM149 150V149H148ZM159 150H161V149H159ZM162 150H164V149H162ZM161 150V151H162ZM170 150V149H169ZM176 150H178V149H176ZM186 150V149H185ZM218 150V149H217ZM239 150V149H238ZM154 153H156V152H158V151H156L155 152V150L153 149L152 150ZM152 151H148V153L149 152H151V154L149 155L150 157L152 156ZM164 151H166V150H164ZM229 151H230V148H229ZM228 151V152H229ZM236 151H237V149H236ZM140 152H141V150H140ZM163 152V151H162ZM215 152V151H214ZM243 152H244V150H243ZM154 153H153V155H154ZM174 153H175V151H174ZM196 153V152H195ZM234 153V152H233ZM241 153V152H240ZM141 155H142V152L140 153ZM162 154L163 153H161V156H162ZM165 154V153H164ZM169 154H170V151H169ZM209 154V153H208ZM79 155V154H78ZM148 155V154H147ZM203 155V154H202ZM215 155V154H214ZM241 155V154H240ZM170 156V155H169ZM176 156V155H175ZM216 156V155H215ZM236 156V155H235ZM244 156V155H243ZM81 157V156H80ZM138 157H140L139 156V152H138ZM143 157V156H142ZM141 157V158H142ZM146 158H148V156H145ZM157 157H159V155L157 156ZM165 156H163L162 158H164ZM222 157V156H221ZM246 157V156H245ZM145 158V159H146ZM206 158V157H205ZM140 159V158H139ZM139 159L138 160H136V161H139ZM151 159H153L152 157L149 159V160H151ZM228 159V158H227ZM240 159V158H239ZM64 160V159H63ZM148 160V159H147ZM161 160V159H160ZM163 160V159H162ZM168 160H171V158H169ZM174 160V159H173ZM172 160V161H173ZM232 160V159H231ZM135 161V164H137V162ZM141 161V160H140ZM172 161H170L171 163H172ZM161 161H159V165L161 164L160 163ZM163 162L165 163L166 162V160L164 161L163 160ZM168 162V161H167ZM248 162V161H247ZM140 163V162H139ZM138 163V164H139ZM144 163H146V161L144 162ZM176 163V162H175ZM137 164V165H138ZM182 164V163H181ZM211 164V163H210ZM244 164V163H243ZM136 165V166H137ZM148 165V164H147ZM162 165H166V164H162ZM179 165H180V163H179ZM178 165V166H179ZM183 165V164H182ZM98 167H99V165H97ZM136 166H134V167H136ZM152 166H154V165H152ZM172 166H174V165H172ZM184 166V165H183ZM183 166H181V168L183 167ZM214 166H216V165H214ZM247 166V165H246ZM95 167V166H94ZM139 167V166H138ZM157 167H158V162H157ZM161 167V166H160ZM159 167V168H160ZM165 167V166H164ZM169 167L171 168V165L169 164ZM176 167V166H175ZM174 167V168H175ZM229 167H230V165H229ZM83 167H81V169H82ZM141 168V167H140ZM151 168V167H150ZM156 168V167H155ZM166 168V167H165ZM213 168V167H212ZM258 168V167H257ZM95 170H98V169H96V168H94ZM167 169H168V166H167ZM177 169V168H176ZM185 169H186V167H185ZM227 169V168H226ZM235 169V168H234ZM78 170V169H77ZM80 170V169H79ZM78 170V171H79ZM133 170V169H132ZM142 170H144L143 168H142ZM141 170V171H142ZM153 170H154V168H153ZM158 170V169H157ZM160 170V169H159ZM178 170H179V168H178ZM182 171H184L183 169H181ZM191 170V169H190ZM193 170V169H192ZM259 170H261V169H259ZM78 171H76V172H73L70 176H71V178H72V175H73V178H75L78 174H79V176H80V172H81V170H80V172H78ZM167 170L165 169V172H166ZM173 171H175V169L173 170ZM180 171V170H179ZM185 171H187V170H185ZM184 171V173H185V175H186V172ZM236 171H238V169L236 170ZM250 171V170H249ZM78 172V173H77ZM94 172V171H93ZM144 172V171H143ZM169 172H172V169H170V170H168L167 171V173H169ZM189 172V171H188ZM193 172H194V170H193ZM261 172H262V170H261ZM76 173V174H75ZM136 173V172H135ZM145 173V172H144ZM154 173H155V170H154ZM154 173H150V174H154ZM166 173V174H167ZM177 173L178 172H175V176H177L178 177V175H177ZM196 173V172H195ZM194 173V174H195ZM209 173V172H208ZM225 173V172H224ZM238 173V172H237ZM81 174H82V172H81ZM90 174H92V173H90ZM171 174V173H170ZM188 174H190V173H188ZM193 174V173H192ZM211 174V173H210ZM213 174H215V173H213ZM231 174V173H230ZM233 174H235V173H233ZM246 174V173H245ZM251 174V173H250ZM76 175V176H75ZM134 175V174H133ZM144 175H146V177H147V174H144ZM157 175V174H156ZM174 175V174H173ZM181 172H180V177H181ZM209 175V174H208ZM238 175V174H237ZM237 175H236V177H237ZM246 175H248V174H246ZM259 175V174H258ZM257 175V176H258ZM262 175V174H261ZM75 176V177H74ZM131 176H132V174H131ZM154 176H155V174H154ZM153 176V177H154ZM165 176V175H164ZM166 176H168V175H166ZM171 176H172V174H171ZM196 176H197V174H196ZM203 176V178H204V174L202 175ZM238 176H240V174L238 175ZM260 176V175H259ZM258 176V177H259ZM64 177V176H63ZM82 177V176H81ZM80 177V178H81ZM126 176H124V178H125ZM153 177H150V178H153ZM161 177H163V176H161ZM169 177V176H168ZM183 177H184V175H183ZM193 177V176H192ZM232 177V176H231ZM251 177V176H250ZM263 177V176H262ZM70 178V179H71ZM72 178V180L70 181H68V183H66V185H68L69 187L67 188L66 187V185H65V188H67L66 190H65V193H64V195H63V202H62V205H61V209H60V211H54L53 212V216L52 217H47L45 214H43L42 213V217L40 218V219H36L35 218V216H34V213H35V211L37 210V209H40V210H42V203H43V200H44V198L45 197H48V196H43V195H37V196H35V195H18V194H16L15 193V191H14V193H11L12 192V190H10V188H7V189H4V190H0V230H5V231H7L8 233H6V234H8V236L6 235H4L6 238L8 237V240H7V243L6 244H4L3 245V247L5 248V251H6V253H9V255L12 253V252H14L15 251V249H19L20 247H22V246H24V248L25 247H27V250H28V252H29V249L31 250L33 247H44V246H46V247H53V248H55V250L53 251V252H56V251H58V250H60V249H62V248H65L67 245H66V243H63V242H61L60 244L58 243L56 246H52L51 244H46V238H43L44 237V235L46 236L47 234H45V232L46 231H55V230H63V229H67V231L68 232H66L65 233V236H66V239L68 238V237H71L72 235H74V233H76L75 232V230H77V229H79V227L80 226H85V224L88 222V220L90 219V216L91 215H93V212H92V210H90V209H87V208H91V206H94L93 205V202L92 203H87V202H85L84 200V198H83V196H85V195H87L88 196V194L90 195V190L92 191L93 189L92 188H90L91 187V185H90V187L88 186L89 185V183H86L84 180V182L87 184H83V181H82V184L83 185H85L84 187H80V186H78L79 184H77V182H78V178H75V179H73ZM87 178V177H86ZM99 177H97V179H98ZM109 178V177H108ZM139 179L141 178V177H138ZM167 178V177H166ZM190 178V177H189ZM202 178V179H203ZM215 178V177H214ZM226 178V177H225ZM233 178V177H232ZM239 178V177H238ZM245 178V177H244ZM247 178H248V176H247ZM260 178V177H259ZM82 179V178H81ZM81 179H80V181H81ZM99 179H101L103 182L101 183V184H103L104 183V181H106L104 178H99ZM99 179H98V182H99ZM104 179V180H103ZM122 179V178H121ZM127 179H128V177H127ZM139 179L137 180V182L139 181ZM142 179V178H141ZM144 180L146 179V178H143ZM142 179V181H144ZM154 179V178H153ZM158 179H160L159 178V175H158V178H156V183H159L160 184V182H161V185H162V182H163V180L165 179V178H163V180H161V181H157ZM175 179H177L176 177H175ZM174 179V180H175ZM196 179H198L197 177H196ZM207 179V178H206ZM234 179H235V177H234ZM237 179V178H236ZM100 180V181H101ZM147 180V179H146ZM173 180V179H172ZM201 180V179H200ZM203 180H205V179H203ZM224 180V179H223ZM223 180H220V181H223ZM241 180V179H240ZM257 180V179H256ZM141 181V180H140ZM139 181V182H140ZM168 181V180H167ZM211 181V180H210ZM226 181V180H225ZM228 181V180H227ZM242 181V180H241ZM244 181V180H243ZM91 182H92V179H91ZM152 182V181H151ZM174 183L176 182V180L175 181H173ZM196 182V181H195ZM202 182V181H201ZM206 182V181H205ZM230 182H231V180H230ZM238 182H239V180H238ZM246 182V181H245ZM141 183V182H140ZM146 183V182H145ZM144 183V184H145ZM152 183H154V181L152 182ZM156 183L154 184L155 186H156ZM170 183H171V181H170ZM181 183V182H180ZM194 183V182H193ZM223 183V182H222ZM228 183V182H227ZM259 183V182H258ZM81 184V183H80ZM101 184H100V186H101ZM119 184H120V182H119ZM136 184V183H135ZM139 184V183H138ZM163 184H165V183H163ZM182 184V183H181ZM205 184V183H204ZM243 184V186H245L244 185V182L242 183ZM247 184V183H246ZM261 184H262V181H261ZM120 185H122V184H120ZM120 185H119V187H120ZM153 185V186H154ZM160 185V189H163V188H166L167 187V185L165 184L164 186L165 187H163L162 188V186ZM170 185V184H169ZM175 184H173V186H174ZM193 185V184H192ZM220 185V184H219ZM222 185V184H221ZM226 185V184H225ZM228 186H229V184H227ZM255 185V184H254ZM99 186V187H100ZM103 186V185H102ZM136 186V185H135ZM149 186V185H148ZM154 186V187H155ZM171 186H172V183H171ZM196 186H197V184H196ZM215 186V185H214ZM232 186H234V185H232ZM98 187V188H99ZM105 187H108L107 185H105ZM139 187V185H137V187H136V189ZM175 187H177V185H175ZM181 187V186H180ZM193 187V186H192ZM209 187V186H208ZM254 187V186H253ZM258 187H260V186H258ZM98 188H97V190H98ZM140 188H141V186H140ZM139 188V189H140ZM143 188V187H142ZM159 188V187H158ZM168 188V187H167ZM172 188V187H171ZM178 188H179V186H178ZM187 188H188V186H187ZM216 188H217V186H216ZM244 187H242V189H243ZM256 188V187H255ZM116 189H118L117 187H116ZM116 189H115V191L114 192H116ZM135 189V190H136ZM190 189H191V187H190ZM193 189V188H192ZM202 189H203V187H202ZM210 189V188H209ZM220 189V188H219ZM227 189V188H226ZM245 189V188H244ZM14 190V189H13ZM86 190H87V192H86ZM89 190V191H88ZM97 190H95V191H97ZM100 190H101V188H100ZM135 190L133 189V193H134V195L136 194L135 193ZM155 190V189H154ZM164 191L166 190V189H163ZM183 190V189H182ZM186 190V189H185ZM189 190V189H188ZM195 190V189H194ZM200 190V189H199ZM206 190H208V189H206ZM206 190H205V192H206ZM224 190V189H223ZM237 190V189H236ZM235 190V191H236ZM253 191H254V189H252ZM258 191H259V189H257ZM102 191H103V189H102ZM107 191V190H106ZM110 191V190H109ZM132 191V190H131ZM137 191V190H136ZM139 191V190H138ZM140 191H141V189H140ZM152 191V190H151ZM162 191V190H161ZM164 191H162L163 193H166V194H168L167 192H164ZM168 191V190H167ZM170 191V190H169ZM212 191V190H211ZM240 191H241V187H240ZM262 191V190H261ZM6 192H8V193H6ZM94 192V191H93ZM104 192V191H103ZM108 192V191H107ZM113 192V193H114ZM154 192V191H153ZM176 192V191H175ZM194 192V191H193ZM192 192V193H193ZM202 192V191H201ZM200 192V193H201ZM224 192H225V190H224ZM117 193V192H116ZM132 193V192H131ZM131 193H130V195H131ZM132 193V194H133ZM139 193H142V192H139ZM157 193V192H156ZM191 193V192H190ZM191 193V194H192ZM198 193H199V191H198ZM220 193H222V191L220 192ZM226 193H228V191L226 192ZM231 194H232V191L230 192ZM249 193V192H248ZM251 193H252V191H251ZM20 194V193H19ZM22 194V193H21ZM92 194V193H91ZM148 194V193H147ZM194 194H196V193H194ZM207 194H209V193H207ZM222 194H224V193H222ZM240 194V193H239ZM238 194V195H239ZM257 194V193H256ZM93 195V194H92ZM116 195V194H115ZM138 195H140V194H136V198H137V196ZM153 195V194H152ZM159 195V193H157V196ZM163 195H164V198L166 197V198H168V196H165V194H161L160 193V197L159 198H157L156 197V195L154 194V196L159 200V202L161 201L160 199H164L163 198ZM169 195H171V192H170V194ZM187 195V194H186ZM189 195V194H188ZM193 195V194H192ZM198 195V194H197ZM196 195V196H197ZM228 195V194H227ZM253 195V194H252ZM255 195V194H254ZM258 195V194H257ZM51 196V195H50ZM49 196V197H50ZM133 196V195H132ZM141 196V195H140ZM151 196V195H150ZM149 196V197H150ZM161 196H162V198H161ZM212 196V195H211ZM232 196V195H231ZM234 196H236L235 194H234ZM233 196V197H234ZM93 197H94V195H93ZM178 197V196H177ZM187 197H189V196H187ZM193 197V196H192ZM194 197H195V195H194ZM225 197H227L226 195L223 197V198H225ZM237 197V196H236ZM259 197H260V195H259ZM91 198V197H90ZM116 198V197H115ZM127 198H129V196H127ZM146 198V197H145ZM152 198V197H151ZM197 198V197H196ZM199 198V197H198ZM206 198V197H205ZM205 198H202V200H204ZM248 198H249V194H248ZM252 198V197H251ZM250 198V199H251ZM261 198V197H260ZM260 198H258V199H260ZM81 199V200H80ZM112 199H114V198H112ZM111 199V200H112ZM130 199H131V196H130ZM134 199V196H133V198H132V200ZM138 199V198H137ZM140 201H141V203H142V206H143V208L145 207V205H143V202H142V196L140 197ZM144 199V198H143ZM191 198L189 197V200H190ZM193 199V198H192ZM216 199V198H215ZM231 199V198H230ZM249 199V200H250ZM255 199V198H254ZM75 200H80V202H78V205H79V203H80V205L78 206L77 205V208H79V207H81V210H82V208H86V211L85 210H82V211H80L79 210V212H76V213H73V212H71L70 211V209H71V204H72V202H74ZM145 200V199H144ZM146 200H148V199H146ZM145 200V201H146ZM151 200H155L156 201V199L154 198V199H150L149 200V202H151ZM166 200V199H165ZM165 200H163V201H165ZM180 200V199H179ZM227 200V199H226ZM252 200V199H251ZM256 200V199H255ZM115 201V200H114ZM134 201V200H133ZM137 201V200H136ZM175 201V200H174ZM185 201H187L186 199H185ZM219 200H217V202H218ZM239 201H241V200H239ZM247 201H248V199H247ZM254 201V200H253ZM258 201V200H257ZM135 202V201H134ZM189 202V201H188ZM227 202H229V201H227ZM234 202V201H233ZM252 202V201H251ZM260 202V201H259ZM264 202V201H263ZM105 203H106V200H105ZM104 203V204H105ZM109 203L110 202H108V205H109ZM128 203H129V201H128ZM141 203H139L140 205H133L132 204V208L131 209H133L134 207L133 206H140L141 208H142V206H141ZM152 203H153V201H152ZM167 203V202H166ZM182 203V202H181ZM216 203V202H215ZM232 203V202H231ZM236 203V202H235ZM235 203H233V205L235 204ZM243 203V202H242ZM252 203H254V202H252ZM251 203V204H252ZM107 204V203H106ZM154 204V203H153ZM157 204V203H156ZM155 204V205H156ZM185 204V203H184ZM210 204V203H209ZM228 204V203H227ZM241 204V203H240ZM248 204V203H247ZM251 204H250V206H251ZM108 205H106L107 206V209H108ZM149 204L147 203V205H146V208L147 209H145L144 208V210H142V211H144L145 212V214H147L146 213V211H148V206ZM154 205V206H155ZM161 205H162V203H161ZM161 205H160V207H161ZM186 205V204H185ZM188 205V204H187ZM225 205H226V203H225ZM229 205V204H228ZM231 205V204H230ZM229 205V206H230ZM243 205H244V203H243ZM261 205V204H260ZM178 206V205H177ZM181 206V205H180ZM215 206V205H214ZM245 206V205H244ZM249 206V207H250ZM258 206V205H257ZM73 207H75V205L73 206ZM140 207L138 208L139 209V212H140ZM150 207H152V206H150ZM158 207H159V204H158ZM163 207V206H162ZM200 207V206H199ZM204 207V206H203ZM217 207V206H216ZM227 207V206H226ZM235 207H236V205H235ZM238 207V206H237ZM248 207V206H247ZM253 207V206H252ZM256 207V206H255ZM259 207V206H258ZM116 208V207H115ZM154 208L156 209L157 207L155 206V207H153L152 209H153V211H151V212H154ZM174 208V207H173ZM218 208V207H217ZM220 208V207H219ZM246 208V207H245ZM123 209V208H122ZM135 209H137V207H135ZM134 209V211H136ZM151 209V210H152ZM158 209H160V208H158ZM170 209V208H169ZM172 209V208H171ZM175 209V208H174ZM192 209H193V207H192ZM213 209V208H212ZM229 209V208H228ZM244 208H242V210H243ZM252 209V208H251ZM105 209H103V211H104ZM111 210H114L113 208L111 209ZM124 211H125V209H123ZM123 210L122 211H120L119 210V212H117L118 214L120 213V212H122L123 213ZM195 210V209H194ZM215 210V209H214ZM213 210V211H214ZM245 210V209H244ZM157 211H159V210H157ZM157 211H156V213H157ZM177 211H178V209H177ZM176 211V212H177ZM195 211H197V210H195ZM208 211H209V209H208ZM212 211V212H213ZM216 211V210H215ZM218 211V210H217ZM226 211V210H225ZM228 211V210H227ZM229 211H230V209H229ZM235 211V210H234ZM247 211V210H246ZM107 211H105V213H106ZM112 213H113V211H111ZM125 212H127V211H125ZM175 212V213H176ZM179 212V211H178ZM182 212H183V210H182ZM194 212V211H193ZM192 212V213H193ZM205 212V211H204ZM233 211H231V215L233 214L232 213ZM244 212V211H243ZM251 212V211H250ZM104 212H102V214H105ZM112 213H110V214H112ZM140 213H142V212H140ZM170 213V212H169ZM174 213V214H175ZM208 213V212H207ZM210 213H211V211H210ZM214 213V212H213ZM246 213V212H245ZM260 213V212H259ZM107 214V213H106ZM106 214H105V218L103 219V217L104 216H102L101 218L103 219H101L102 221H103V223L105 222L106 223V219H107V217H106ZM118 214H116L115 215V213L112 215L113 217H114V215H115V217H114V219H116V221H117V217H120V215L119 216H117ZM123 214H125V213H123ZM144 214V217L145 216H147V215H145ZM168 214V213H167ZM190 214V213H189ZM189 214H187V215H189ZM197 214V213H196ZM212 214V213H211ZM216 214H217V212H216ZM219 214V213H218ZM248 214V213H247ZM246 214V215H247ZM257 214V213H256ZM261 214V213H260ZM96 215V214H95ZM97 215H99L100 216V214L99 213H97ZM137 215H138V212H137ZM137 215L135 216V217H137ZM157 215H158V213L156 214V217H157ZM161 215H163V214H161ZM182 215V217H183V214H181ZM198 215H200L199 214V212H198ZM225 215V214H224ZM227 215V214H226ZM140 216H141V214H140ZM140 216H138V218H140V221H142L141 219L143 218L142 216V218L140 217ZM150 216V215H149ZM153 215H151V217H152ZM190 216V215H189ZM211 216V215H210ZM228 216V215H227ZM233 216V215H232ZM98 217V216H97ZM134 217V218H135ZM150 217V218H151ZM163 217V216H162ZM176 217V216H175ZM192 217V216H191ZM217 217V216H216ZM220 217V216H219ZM223 217V216H222ZM221 217V218H222ZM226 217V216H225ZM257 217H258V215H257ZM110 218V217H109ZM112 218V217H111ZM134 218H131V220L133 219L134 220ZM152 218H154V216L152 217ZM178 217H176V219H177ZM186 218V217H185ZM198 218H200V217H198ZM211 218V217H210ZM231 218V217H230ZM239 218V217H238ZM98 219V218H97ZM113 219V220H114ZM144 219V218H143ZM156 219V218H155ZM155 219H153V222L155 221ZM163 219V218H162ZM184 219V218H183ZM188 219H190L189 217H188ZM213 219H215V216H214V218ZM229 219V218H228ZM248 219H250V217L248 218ZM96 220V219H95ZM98 220H100V217H99V219ZM101 220H100V223H101ZM105 220V221H104ZM109 220V219H108ZM113 220H109V221H111L112 223H110V224H113V226H114V224H115V222L113 223ZM138 221H139V219H137ZM151 220V219H150ZM178 220H179V218H178ZM181 220V219H180ZM208 220V219H207ZM210 220V219H209ZM260 220V219H259ZM109 221H107L108 223H109ZM146 221V220H145ZM168 221V220H167ZM190 221H191V219H190ZM220 221V220H219ZM230 221V220H229ZM232 221V220H231ZM230 221V222H231ZM244 221V220H243ZM242 221V222H243ZM91 222H93V220H92V218H91ZM131 222V221H130ZM148 222H150L149 220H148ZM152 221L150 222V224H154ZM176 222V221H175ZM181 222H183V221H181ZM209 222V221H208ZM254 222V221H253ZM98 223V222H97ZM108 223L106 224V228L104 229V227H102L101 228V225L103 226V224L101 223V225L99 226L100 227V229L102 230H107L108 231V229H107V226H108ZM140 223V222H139ZM143 223V222H142ZM188 223V222H187ZM225 223V222H224ZM224 223H223V225H224ZM250 223V222H249ZM129 225H130V223H128ZM145 224H149V223H145ZM145 224H143V229L142 230H140L139 232H138V234H140V236H142V238H140L141 239V241H143L144 242V240L143 239H146L147 238V240H148V237H146V238H144L143 237V235L141 234V232L143 233V231H145V229H144V226H146ZM215 224V223H214ZM220 224V223H219ZM222 224V223H221ZM228 224V223H227ZM234 224V223H233ZM244 224V223H243ZM87 225V224H86ZM91 224H88V226H90ZM126 225V224H125ZM138 225H141L142 226V224L140 223V224H138ZM157 225H159V224H157ZM164 225V224H163ZM166 225V224H165ZM175 225V224H174ZM192 225V224H191ZM217 226H219L218 224H216ZM231 226H232V224H230ZM87 226V227H88ZM140 226V227H141ZM177 226V225H176ZM203 226V225H202ZM207 226V225H206ZM212 226V225H211ZM109 227V226H108ZM126 227H127V225H126ZM129 227V226H128ZM139 227V228H140ZM148 227H150V226H148ZM154 227V226H153ZM156 227V226H155ZM160 227V226H159ZM208 227V226H207ZM214 227V226H213ZM233 227V226H232ZM236 227V226H235ZM84 228V227H83ZM86 228V227H85ZM114 228V227H113ZM113 228H112V230H113ZM136 228H138V227H136ZM135 228V229H136ZM223 228H225L224 226H223ZM240 228V227H239ZM244 228V227H243ZM263 228V227H262ZM88 229V228H87ZM91 229V228H90ZM125 229H127V228H125ZM132 230V231H136V230ZM161 229V228H160ZM169 229H170V227H169ZM174 229V228H173ZM190 229V228H189ZM218 229V228H217ZM232 229V228H231ZM235 229V228H234ZM249 229V228H248ZM89 230V229H88ZM93 230H95V229H93ZM92 230V231H93ZM96 230H99V229H96ZM130 230V229H129ZM129 230H127V231H129ZM158 230V229H157ZM202 230V229H201ZM214 230V229H213ZM228 230H230V229H228ZM237 230V229H236ZM247 230V229H246ZM126 231V232H127ZM146 231L148 232H150V231H152V229L151 230H149V228L148 229H146ZM146 231H145V233H146ZM163 231V230H162ZM214 231H216V229L214 230ZM256 230H254V232H255ZM264 231V230H263ZM28 232H37L38 233V235L39 236H37L38 238L36 239V238H34L33 239V241H34V243H31L30 242V244L28 243V244H26V245H24L25 244V242H26V240L27 239H25L24 237H25V235L28 233ZM90 232V231H89ZM109 232V231H108ZM108 232H106V233H108ZM125 231H123V233H124ZM125 232V233H126ZM133 232V233H134ZM173 232H174V230H173ZM176 232V231H175ZM174 232V233H175ZM193 232V231H192ZM195 232V231H194ZM206 232V231H205ZM238 232V231H237ZM261 232V231H260ZM93 233H94V231H93ZM99 233H100V231H99ZM105 233V232H104ZM105 233V234H106ZM144 233V234H145ZM152 233V232H151ZM151 233H149V234H151ZM158 233V232H157ZM156 233V234H157ZM178 233V232H177ZM187 233H189V231L187 232ZM203 233H204V231H203ZM245 233V232H244ZM5 234V233H4ZM51 234H53V232L51 233ZM51 234H49L50 236H51ZM86 234V233H85ZM102 234V236H101V239L103 238V233H101ZM100 234V235H101ZM104 234V235H105ZM109 234V233H108ZM107 234V235H108ZM137 234V235H138ZM148 234V233H147ZM146 234V235H147ZM148 234V235H149ZM165 234V233H164ZM173 234V233H172ZM193 234V233H192ZM209 234V233H208ZM214 234V233H213ZM249 234V233H248ZM30 235V234H29ZM135 235V234H134ZM167 235V234H166ZM170 235V234H169ZM191 235V234H190ZM211 235V234H210ZM3 236V237H4ZM83 235H81L80 237H82ZM131 236V235H130ZM139 236V235H138ZM145 236V235H144ZM151 236V235H150ZM199 236V235H198ZM213 236V235H212ZM222 236V235H221ZM225 236V235H224ZM229 236V235H228ZM3 238V240H2V238L0 239V241H3L4 242V239H5V241H6V238ZM23 237V238H22ZM105 237H106V235H105ZM135 237H137L136 235L135 236H133V239H130V241H133L134 240V238ZM216 237H218V236H215V238ZM231 237V236H230ZM229 237V238H230ZM237 237V236H236ZM243 237V236H242ZM247 237V236H246ZM96 238V239H95ZM158 238V237H157ZM167 238H169V237H167ZM172 238V237H171ZM226 238V237H225ZM228 237H227V239H229ZM234 238V237H233ZM245 238V237H244ZM94 241L95 240H97V237H95V235H94V238H92ZM110 239H112V238H110ZM117 239V238H116ZM139 239V238H138ZM182 239V238H181ZM242 239V238H241ZM32 240V239H31ZM30 240V241H31ZM99 240V239H98ZM118 240V239H117ZM117 240H116V242H117ZM121 240H122V238H121ZM166 240V239H165ZM192 240H194V239H192ZM214 240H216V239H214ZM220 240H221V238H220ZM219 240V241H220ZM224 240V239H223ZM232 240V239H231ZM246 240V239H245ZM82 241V240H81ZM80 241V242H81ZM88 242L90 241V240H87ZM87 241H85L84 240V242L86 243ZM101 241V240H100ZM99 241V242H100ZM102 241H104V240H102ZM102 241H101V243H102ZM119 241V240H118ZM155 241V240H154ZM254 241H256V240H254ZM79 242V243H80ZM83 242V243H84ZM87 242V243H88ZM137 242H138V240H137ZM152 242V241H151ZM217 242V241H216ZM104 243V242H103ZM132 243V242H131ZM134 243V242H133ZM133 243L131 244V245H133ZM146 243H147V241H146ZM154 243V242H153ZM163 243V242H162ZM215 243V242H214ZM220 243V242H219ZM225 243H227V242H225ZM243 243H245L244 241H243ZM250 243H252V242H250ZM93 244V243H92ZM97 244V243H96ZM95 244V245H96ZM120 244V243H119ZM137 244H142L141 242L139 243H136V245ZM159 244V243H158ZM166 244V243H165ZM169 244H170V242H169ZM228 244H229V242H228ZM94 245V244H93ZM121 245V244H120ZM173 245V244H172ZM221 245V244H220ZM227 245V244H226ZM254 245V244H253ZM258 245V244H257ZM76 246H77V244H76ZM87 246V245H86ZM138 247H139V245H137ZM136 246V247H137ZM142 246V245H141ZM153 246H154V244H153ZM156 246H158V245H156ZM211 246H213V245H211ZM210 246V247H211ZM214 246H215V244H214ZM230 246H231V244H230ZM244 246V245H243ZM93 246H91V248H92ZM129 247V246H128ZM132 247V246H131ZM137 247V249L139 250V248ZM152 247V246H151ZM150 247V248H151ZM175 247V246H174ZM234 247V246H233ZM260 247V246H259ZM1 248H2V246H1ZM219 248H221V247H219ZM232 248V247H231ZM77 249V248H76ZM90 249V248H89ZM96 249H97V247H96ZM130 249V248H129ZM132 249H136V248H134V247H132ZM24 250V249H23ZM128 250V249H127ZM141 250H143V249H141ZM141 250H139V251H141ZM182 250V249H181ZM213 250H214V248H213ZM251 250H252V248H251ZM18 251H20V250H18ZM76 251V250H75ZM94 251V249L92 250V252ZM133 251V250H132ZM211 251V250H210ZM229 251H230V249H229ZM250 251V250H249ZM27 252V253H28ZM89 253H90V250L88 251ZM118 252V251H117ZM129 252V251H128ZM205 252H207V251H204V253ZM223 252V251H222ZM21 253H23V252H21ZM26 253V254H27ZM36 253V252H35ZM38 253V255H43L44 253L43 252H41V250L40 251H38L37 252ZM74 253V252H73ZM112 253V252H111ZM131 253V252H130ZM133 253H134V251H133ZM133 253H131V257H132V254ZM137 253V251L135 250V256L137 255L136 254ZM203 253V254H204ZM219 253V252H218ZM19 254V253H18ZM18 254H17V256H18ZM75 254H78V252H75L73 255H75ZM91 254V253H90ZM90 254H86L87 256L89 255V257H91L90 256ZM109 254H110V252H109ZM124 254V253H123ZM134 254H133V257L132 258H134L135 256H134ZM239 254V253H238ZM241 254H243V253H241ZM263 254V253H262ZM31 256H32V254H30ZM29 254H28V256H30ZM79 255H80V253H79ZM82 255V254H81ZM83 255H84V253H83ZM82 255V256H83ZM86 255H84V256H86ZM126 255H128L127 253H125V257H126ZM155 255V254H154ZM162 255V254H161ZM183 255V254H182ZM187 255V254H186ZM189 255V254H188ZM209 255V254H208ZM229 255V254H228ZM244 255V254H243ZM246 255V254H245ZM251 255V254H250ZM20 256H21V254H20ZM20 256H18V257H20ZM25 257H27L26 255H24ZM33 256H35V258L37 257L36 256V254H34ZM44 256V255H43ZM78 256V255H77ZM81 256V257H82ZM86 256V257H87ZM140 256H141V254H140ZM224 256H227V255H224ZM237 256V255H236ZM13 257H15V256H13ZM61 257V256H60ZM80 257V258H81ZM228 257V256H227ZM31 258V257H30ZM29 257H28V259H30ZM80 258H79V260H78V258H77V261H79L80 262ZM159 258V257H158ZM169 258H170V256H169ZM169 258H167V259H169ZM185 258V257H184ZM189 258V257H188ZM211 258V257H210ZM230 258V257H229ZM244 258V257H243ZM246 258V257H245ZM248 258V257H247ZM15 259H17L18 260V258H16L15 257ZM20 259H23V256H22V258L20 257ZM82 259V258H81ZM104 259V258H103ZM166 259V260H167ZM224 259V258H223ZM24 260V259H23ZM59 260H60V258H59ZM70 260V259H69ZM125 260V259H124ZM205 260V259H204ZM207 260V262L209 261L208 259H206ZM246 260V259H245ZM249 260V259H248ZM19 261V260H18ZM17 261V262H18ZM61 262H64V261H62V260H60ZM59 261V262H60ZM72 261V260H71ZM126 261V260H125ZM154 261H155V259H154ZM235 261V260H234ZM233 261V262H234ZM247 261V260H246ZM252 261V260H251ZM24 262L26 263V259L24 260ZM30 262H32L31 260H30ZM65 262H66V260H65ZM68 262H70V261H68ZM79 262L78 263H76V264H79ZM81 262H82V260H81ZM156 262V261H155ZM168 262V261H167ZM210 262V261H209ZM215 262V261H214ZM236 262V261H235ZM263 262V261H262ZM14 263H15V260H14ZM13 263V264H14ZM18 263H20V261L18 262ZM17 263V264H18ZM70 263H72V262H70ZM113 263V262H112ZM127 263V262H126ZM144 263H145V261H144ZM154 263V262H153ZM226 263V262H225ZM237 263V262H236ZM7 264V263H6ZM9 264H11V263H9ZM16 264V263H15ZM60 264V263H59ZM83 264V263H82ZM169 264V263H168ZM201 264V263H200ZM205 264V263H204ZM215 264V263H214ZM218 264V263H217ZM223 264V263H222ZM227 264V263H226ZM229 264H231V263H229ZM245 264H247L246 262H245ZM253 264V263H252Z\"/></svg>","mask_w":264,"mask_h":264}]
</instances>
